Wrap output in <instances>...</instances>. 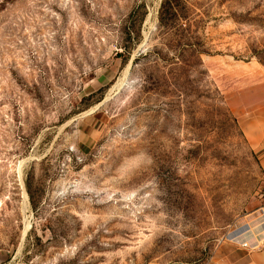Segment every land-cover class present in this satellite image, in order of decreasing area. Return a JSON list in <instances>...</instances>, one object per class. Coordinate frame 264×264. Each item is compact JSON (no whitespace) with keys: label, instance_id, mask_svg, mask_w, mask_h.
I'll return each instance as SVG.
<instances>
[{"label":"rangeland","instance_id":"374dc122","mask_svg":"<svg viewBox=\"0 0 264 264\" xmlns=\"http://www.w3.org/2000/svg\"><path fill=\"white\" fill-rule=\"evenodd\" d=\"M161 2L0 0V264H217L264 206V0H186L201 63Z\"/></svg>","mask_w":264,"mask_h":264},{"label":"trees","instance_id":"16d2710c","mask_svg":"<svg viewBox=\"0 0 264 264\" xmlns=\"http://www.w3.org/2000/svg\"><path fill=\"white\" fill-rule=\"evenodd\" d=\"M143 18L144 14H142L139 20L140 25L142 24ZM192 25L190 9L186 4V0H162L159 9V29L161 30L163 38L168 40L169 43L162 49H156L157 56H160L161 51L166 47L167 51H174L173 59L174 61L176 59V62L183 61L186 63L183 55L189 54L193 60L201 63L200 56L203 53H207V51L197 42V36L192 31ZM128 35L131 37L130 32H128ZM139 39L140 37H138V41ZM132 45L134 46L135 44ZM123 48H129V51L132 49L131 46L126 45Z\"/></svg>","mask_w":264,"mask_h":264},{"label":"crops","instance_id":"0c3cea01","mask_svg":"<svg viewBox=\"0 0 264 264\" xmlns=\"http://www.w3.org/2000/svg\"><path fill=\"white\" fill-rule=\"evenodd\" d=\"M258 211L221 244L217 264H264V215Z\"/></svg>","mask_w":264,"mask_h":264},{"label":"bare ground","instance_id":"6f19581e","mask_svg":"<svg viewBox=\"0 0 264 264\" xmlns=\"http://www.w3.org/2000/svg\"><path fill=\"white\" fill-rule=\"evenodd\" d=\"M131 63V62H130ZM129 67H130V64L127 66V68L125 69V73H124V77L123 78H121L119 81H118V83H116L115 85H116V89H119L123 84H124V82H125V79H126V77H127V73H128V70H129ZM251 69V68H250ZM245 227V226H244Z\"/></svg>","mask_w":264,"mask_h":264},{"label":"built area","instance_id":"2783aa9c","mask_svg":"<svg viewBox=\"0 0 264 264\" xmlns=\"http://www.w3.org/2000/svg\"><path fill=\"white\" fill-rule=\"evenodd\" d=\"M261 213L264 215V206L262 208H260Z\"/></svg>","mask_w":264,"mask_h":264}]
</instances>
